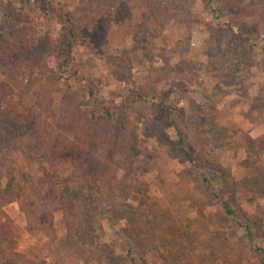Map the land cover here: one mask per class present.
<instances>
[{
    "label": "rangeland",
    "instance_id": "374dc122",
    "mask_svg": "<svg viewBox=\"0 0 264 264\" xmlns=\"http://www.w3.org/2000/svg\"><path fill=\"white\" fill-rule=\"evenodd\" d=\"M56 1L78 18L84 29L94 24L97 28L95 32L84 30L87 37L76 46L70 65L62 67V82L75 88L78 81L90 83L94 88L91 103L97 112L115 111L117 122L112 137L97 125L93 129L94 149L86 154L82 151L87 125L75 128L57 121L71 114L75 96L50 91L52 85L37 69L38 64H54L51 56L57 22L51 18L38 23L40 14L32 5L21 11L18 0H0V174L9 158L28 188L13 200L17 194L10 188L12 180L0 175V264H127L126 236L132 238L133 234L146 242L161 236L160 230L154 231L156 227L178 230L185 217L178 202L183 193L179 173L190 165L169 157L167 148L150 135L152 120L162 115L141 101L130 105L139 96L166 99L193 153L219 172L216 185L223 196L247 215L261 211L264 219V149L253 163H247L246 152L237 146L240 133L252 138L264 134L262 7L241 11L232 2L218 7L216 0L211 7L207 0ZM180 3L185 4L187 13L175 11ZM139 9L169 23L156 29L144 25L136 39L126 34L128 23L122 24L118 18L123 10ZM8 27H17L34 42V49L7 57L3 39L15 35ZM114 29L119 30L118 38L108 46L107 36ZM42 120L58 132L59 143L83 158L82 162L49 163L55 170L49 177L59 176L71 188L84 189L90 172L103 174L104 169L120 178L124 173L120 166L126 160L123 153L129 146L143 163L157 159L161 172L143 175L140 169H132L127 180H136L144 189L141 193H120L111 213L91 190L84 189L80 197V214L53 209L43 201L42 207L52 211L51 219L45 221L38 201L46 198L43 189L47 177L39 163L18 145H30L34 127ZM166 133L176 140L173 127H166ZM206 193L205 189L198 192L204 225L217 235V242L222 240L228 247L209 259L197 257L194 264H229L231 248L243 245V230L225 219L217 204L204 205ZM196 207L191 208L190 218L196 216ZM95 223L100 224L103 235L94 237V245L103 254L92 259L87 258L84 245ZM142 232L150 235L141 238ZM80 233V240H74ZM175 233L180 241L182 236ZM257 236L264 245V224ZM133 256L138 264L145 260L165 264L158 249ZM238 263L264 264L259 259Z\"/></svg>",
    "mask_w": 264,
    "mask_h": 264
},
{
    "label": "trees",
    "instance_id": "16d2710c",
    "mask_svg": "<svg viewBox=\"0 0 264 264\" xmlns=\"http://www.w3.org/2000/svg\"><path fill=\"white\" fill-rule=\"evenodd\" d=\"M213 0H207L209 7H211ZM218 7L220 3H224L223 6L232 2L235 6L240 7L241 11H251L262 7L264 10V0H216ZM20 4V10L24 11L28 5H32L37 13V21L40 23L44 19H55L58 25L57 29V41L54 47V55L51 56V60H54V64H38V71L49 81L52 85L50 91L61 93L64 97L69 95L75 96V104L71 114L60 116L58 123H69L73 127H81L87 125L83 132V140L81 141V149L86 154L92 151V138L93 129L97 125H102L101 128L111 133V137L114 135L113 128L116 126L117 118L116 112L109 109L104 110L102 113H98L95 106L91 103L94 97V88L90 83L84 84L83 81H78L76 88L66 85L62 82V67L64 65H70V61L73 59L74 50L80 41H84L83 37H87L85 31L95 32L97 30L96 24L90 28H85L80 24L79 19L73 17L67 8L63 7L60 2L56 0H18ZM184 3L178 4L174 9L180 10L183 14L187 11ZM223 6L220 8H223ZM124 15L120 16L118 20L122 24H127L126 34H132L133 37L139 39L142 30L145 26L151 27L154 25L155 29L166 25L165 19H158L153 14H146L147 11L143 10H123ZM126 11V12H125ZM141 12V13H140ZM187 13V12H186ZM144 15L146 16L144 19ZM141 24V25H140ZM27 27V26H26ZM9 32L15 34L12 39L6 37L3 39V47L7 57H12L13 54L21 51L30 52L34 49V42L28 40L19 32L17 27H8ZM85 30V31H84ZM119 30H111L107 36L106 43L108 46H112L116 43ZM123 35V34H122ZM115 41V42H114ZM53 62V61H52ZM166 73L172 76V73ZM143 102L149 105L153 110L158 111L162 115V118L152 120L150 124V135L161 146H164L168 150L169 157H175L182 162L189 163V168L179 173L181 177L178 184L183 189V193L180 194L178 202L184 207V219L181 222L178 230H172L171 226H167L169 231L156 227L154 231L160 230V237L155 238L153 241L140 242L132 234V238L126 236L127 241V257L129 262L127 264H138L134 253H146L154 249H158L163 258L165 264H194L195 258L202 257V259H209L217 255L221 250H224L228 246L225 242H217L216 234L212 233L207 226L204 225L203 212L200 209V198L198 192L207 190L206 196L203 197V204H217L222 210L225 219L230 221L235 227L243 230V245H236L231 248L229 264H239L238 261L244 259H259L264 263V245L258 240V232L261 226L264 224V219L261 211H256L251 215L243 213L238 209L229 199L223 196L219 191L216 181L219 177V172L215 171L212 167L205 165L199 156L193 153L190 148L186 133L179 127L173 116V110L167 103L166 99L154 100L147 98L146 96H139L133 98L130 105H137L138 102ZM53 115V114H52ZM50 116V115H49ZM54 116H50L52 118ZM55 119V118H52ZM49 122L42 120L40 124L34 127L35 135L32 138V142L29 146L26 144H18L19 147L29 154L43 170V175L47 177V181L44 182L43 193L45 200L39 199V208L42 207L43 201H47L53 209H61L66 213L80 212L81 208V195L85 190H91L92 193L98 198V200L107 207V212L111 213L114 209V203L118 195L122 192H137L143 191V186L138 182L127 180L126 176L132 173V169H140V173L145 175L153 170L161 172V167L157 164V159L151 162L143 163L142 160L135 157L133 154L134 149L129 146L127 153H123L126 158L125 164H121L120 168L124 171L120 178H117L110 171L105 172L96 171L90 172V177L86 182L84 189L71 188L62 182L59 176H55L52 179L50 174L55 170L49 163L70 162L77 160L82 162L81 156H74L72 151H69L65 145L59 143L57 133L53 128L48 127ZM166 127H173L176 132V140H171L166 133ZM105 133V134H106ZM239 140L237 146L243 149L246 154V162L253 163L259 155V152L264 149V134L252 138L246 133L238 134ZM6 166L4 170H1V177H9L12 180V191L17 194L13 200L18 199L19 195L26 189V182L20 175V171L15 164L9 158H6ZM86 164H84L85 166ZM139 173V172H138ZM164 184V183H163ZM164 191H167V185L164 184ZM33 194V193H32ZM143 204V203H142ZM199 205V206H198ZM197 206V207H196ZM196 207V216L194 218L189 217L191 208ZM41 219H51L52 211L45 208H41ZM135 208H132V210ZM49 222V221H48ZM159 223V222H157ZM72 224H70L71 227ZM160 226L159 224H157ZM94 232H89L88 242L84 245L87 247V258L102 257L103 251L94 245V237L99 234L103 235V230L100 224L95 223L93 225ZM98 230L96 233L95 230ZM177 234L182 238L179 241ZM128 234V231H125ZM69 234V236H71ZM129 235V234H128ZM149 233L142 232L139 236L147 237ZM163 235V236H162ZM168 236V238H163ZM82 237V234H78L76 239ZM158 237V236H157ZM85 240V239H84ZM82 241V244L84 243ZM78 249V248H76ZM236 258V259H235ZM142 264H150L148 261H143Z\"/></svg>",
    "mask_w": 264,
    "mask_h": 264
}]
</instances>
